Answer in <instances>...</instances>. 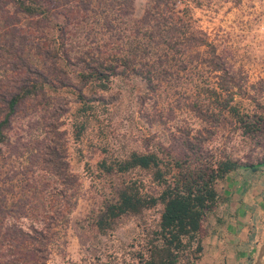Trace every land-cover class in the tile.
Segmentation results:
<instances>
[{
	"label": "trees",
	"instance_id": "trees-1",
	"mask_svg": "<svg viewBox=\"0 0 264 264\" xmlns=\"http://www.w3.org/2000/svg\"><path fill=\"white\" fill-rule=\"evenodd\" d=\"M57 18L62 19L58 32L44 37L40 31H54ZM100 19L103 24L98 23ZM82 35L84 44L75 43L74 37ZM70 51L76 55L72 57ZM32 52L42 59L41 68L30 63ZM191 69L192 75L199 76L189 78L197 87V99L188 104L195 117L210 128L231 121L248 137L264 131V117L242 112L235 102L244 88L218 55L217 47L194 26L189 11L178 7L177 0H149L140 18L135 17V0H0V145L19 115L24 118L39 109L50 110V122L45 125L48 137L40 144L36 163L65 188L73 186L76 178L66 161V133L61 131L60 122L65 110L52 109V92H72L80 105L79 113L85 115L95 104L106 103L99 94L109 91L116 77L137 76L155 92L163 82L173 76L179 80L181 72ZM205 69L216 73L215 86L200 75ZM201 92L209 99L207 104L199 99ZM82 130L83 126L76 131L77 138ZM205 131L213 137L216 129ZM202 138L184 132L172 139L168 148L159 145L156 152H133L123 160L103 161L105 173L149 172L157 191H148L143 181L131 180L96 216L88 217V225L106 234L125 216L160 208L158 225L142 228L129 246L132 263L198 264L204 252L203 223L220 199L217 183L239 169L258 170V166L205 154L203 144L208 138ZM64 203L65 210L67 198ZM13 228L0 241L12 259L6 264H45L50 236L36 229L24 232Z\"/></svg>",
	"mask_w": 264,
	"mask_h": 264
},
{
	"label": "rangeland",
	"instance_id": "rangeland-1",
	"mask_svg": "<svg viewBox=\"0 0 264 264\" xmlns=\"http://www.w3.org/2000/svg\"><path fill=\"white\" fill-rule=\"evenodd\" d=\"M177 1L180 9L189 11L194 26L217 47L218 55L228 63L236 82L244 88L235 99L242 112L264 117V0ZM148 2L135 0V17H142ZM100 20L98 23L103 24ZM56 21L54 31H40L44 37L58 32L62 19ZM83 38L84 35L74 37L75 43L83 45ZM70 44L69 41V47ZM72 51L74 57L76 52ZM32 55L30 63L41 68L42 59L36 52ZM200 75L208 79L211 86L218 82L216 73L211 74L207 69ZM1 76L2 73L0 79ZM180 76L179 80L173 76L163 82L155 92L137 76L116 77L110 90L99 94L106 103L95 104L94 110L85 115L79 113L80 105L72 92H52V109L65 110L60 120L61 131L66 133L69 171L76 178V183L67 188L53 174L43 170L41 163H36L40 144L48 137L45 125L50 122L51 111L39 109L33 113L30 111L33 102H30L31 113L15 119L12 129L6 132L7 140L0 145V241L4 240L3 236L7 238L5 234L13 231V227L24 232L36 229L50 236L45 264H136L130 259L129 246L138 239L142 228L153 229L158 225L160 208L125 216L106 234L92 230L87 219L96 216L106 207L107 200L131 180L143 181L148 191L155 192L157 188L147 171L110 174L102 170L101 163L123 160L133 152H156L159 145L168 148L172 139L185 132L192 138H208L203 144L205 154L258 166L260 170L257 175H251L250 170L239 169L231 175L233 178L229 175L217 183L220 199L203 223L204 252L198 264H255L259 251L253 256L246 255L249 251L246 243L238 241L235 246L222 231L217 232V219L221 220L222 205L230 198L228 194L236 192L239 182L250 179L264 185V131L248 137L226 120L210 128L188 107L197 99V87L189 78H198V74L193 72L192 75L191 69L181 72ZM85 92L88 96L92 94L89 89ZM199 99L204 104L209 100L202 92ZM213 112L218 114L215 107ZM81 126L82 134L77 138L76 131ZM209 129H216L213 137L205 131ZM245 172L250 173L245 175ZM66 198L69 205L64 210ZM260 224L253 233L258 238L259 249L264 243V216ZM49 225L51 229L47 230ZM36 238L41 240L39 236ZM224 242L229 247L218 245ZM6 248L0 246L2 264L12 260Z\"/></svg>",
	"mask_w": 264,
	"mask_h": 264
},
{
	"label": "crops",
	"instance_id": "crops-1",
	"mask_svg": "<svg viewBox=\"0 0 264 264\" xmlns=\"http://www.w3.org/2000/svg\"><path fill=\"white\" fill-rule=\"evenodd\" d=\"M244 170L249 171V169ZM259 171V169L255 172L251 171L253 172L251 175H257ZM248 173L250 172H247L245 175H248ZM231 175L230 177L233 178ZM238 184L240 186H236V192L228 194L230 198H227L226 202L222 205L219 215L221 220H219V217L217 219L219 223L217 232L222 231L223 235L228 236L230 242H233L235 246H238L235 242L243 241L249 249V251L246 250V255H250L251 253V256H253L259 251L258 238L253 233L260 228V220L264 216V185L259 184L258 180L254 182V180L250 181V179L248 182H239ZM218 245L221 248L229 247L226 242L218 243Z\"/></svg>",
	"mask_w": 264,
	"mask_h": 264
},
{
	"label": "water",
	"instance_id": "water-1",
	"mask_svg": "<svg viewBox=\"0 0 264 264\" xmlns=\"http://www.w3.org/2000/svg\"><path fill=\"white\" fill-rule=\"evenodd\" d=\"M255 264H264V243L261 245Z\"/></svg>",
	"mask_w": 264,
	"mask_h": 264
}]
</instances>
